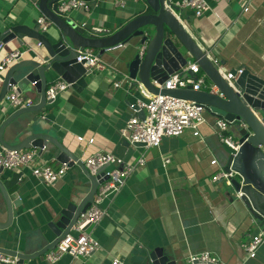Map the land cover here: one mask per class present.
<instances>
[{"label":"crops","instance_id":"obj_1","mask_svg":"<svg viewBox=\"0 0 264 264\" xmlns=\"http://www.w3.org/2000/svg\"><path fill=\"white\" fill-rule=\"evenodd\" d=\"M209 4L210 9L198 17L190 9H180L176 15L224 73L247 68L264 77V0H209ZM136 9L135 0H96L89 11L75 9L69 13L87 26L112 27L132 17ZM39 17L34 0H0V29L6 23L32 25ZM25 40L39 47L37 41ZM29 49V45L20 46L11 40L0 47V63L12 51L21 52L19 59L27 58ZM132 55L133 51L124 47L106 51L100 57L104 68L93 69L81 91H61L57 109L38 116L47 127L50 120L64 145L83 162L97 150L117 154L124 138L120 129L132 115L130 104L139 92L134 86L129 92L124 84L114 87L113 82L127 72L125 61ZM56 79L51 77L49 84ZM6 106L5 100L0 103V122ZM204 117L197 129L165 136L157 147L130 143L121 157L132 163L143 156L145 164L126 177L117 193L106 197L102 203L106 215L87 229L99 241V249L88 257L64 254L56 264H110L114 258L126 264H147L148 252L155 247L182 257V264H186L189 253L201 251H210L223 264H260L263 246L253 257L244 249L256 229L249 230L243 216L218 193L227 180H212L223 168L222 147L215 132L216 118L206 112ZM40 157L54 167L62 165L50 153ZM165 159L169 161L164 163ZM19 171L22 176L17 194L21 203L13 208L12 225L0 230L1 247L16 248L18 239L21 244L24 238L37 235L78 185L77 165L67 167L51 184L39 181L27 167ZM5 218L1 214L0 220ZM17 264L48 263L44 254Z\"/></svg>","mask_w":264,"mask_h":264},{"label":"water","instance_id":"obj_2","mask_svg":"<svg viewBox=\"0 0 264 264\" xmlns=\"http://www.w3.org/2000/svg\"><path fill=\"white\" fill-rule=\"evenodd\" d=\"M59 1L34 0L38 13L48 21L44 31L36 19L32 25L6 23L0 29L1 45L15 40L20 46H30L27 58L15 60L0 72V103L13 85L33 101L20 108L5 107L0 122V144L8 149L37 148L40 155L50 153L67 167L77 165L78 185L37 235L24 238L21 244L18 239L16 248L0 246V252L16 257L17 263L43 256L70 232L79 214L91 204L98 186L108 179L105 173L107 164L93 172L88 170L80 157L64 145L52 129L50 120L47 127L39 122L38 116L44 111L53 113L58 107V96L52 101L45 98L51 77L70 83L69 88L76 91H81L87 84L86 77L92 69H86L83 61L76 60L78 50L92 48L100 58L119 44V47L133 51L125 61L127 72L124 73L132 87L194 101L202 104L206 113L227 121V131L238 141L239 147L235 151L221 144L222 167L233 170L234 176L218 193L243 216L242 222L249 230L256 229L262 235L258 248H264V77L242 68L240 73L231 69L229 72L233 78H226L219 65L193 37L189 27L177 17L176 11L180 8L170 0H135L138 9L133 16L112 27L87 26L69 13H59ZM25 38L39 41L40 46L30 45ZM142 46L143 50L140 49ZM124 59L121 54L120 61ZM191 60L199 65L216 89L160 87L170 74ZM185 76L195 75L187 70ZM137 114L143 118V109ZM132 144L144 145L141 142ZM129 145L130 142L123 138L117 154L123 156ZM21 176L19 170L6 172L0 169V216L6 215L0 220V230L12 225L13 208L21 203L17 194ZM259 263L264 264V250ZM147 264H182V257L155 247L148 252Z\"/></svg>","mask_w":264,"mask_h":264},{"label":"built area","instance_id":"obj_3","mask_svg":"<svg viewBox=\"0 0 264 264\" xmlns=\"http://www.w3.org/2000/svg\"><path fill=\"white\" fill-rule=\"evenodd\" d=\"M9 1V0H4ZM171 1V0H170ZM213 1H231V0H213ZM180 9H190L195 16H200L210 9L209 0H178L171 1ZM123 4V3H120ZM92 2L89 0H60L57 3L59 13L66 14L75 9L89 11ZM181 19L180 15H177ZM182 20V19H181ZM37 21L40 24L41 31L46 29L48 21L43 16ZM84 24V23H83ZM40 46V42H36ZM2 45L0 44V47ZM117 45L116 47H119ZM115 47V48H116ZM141 50L144 49L142 46ZM21 52H9L0 63V72H3L11 63L19 59ZM209 55V54H208ZM210 56V55H209ZM214 63L217 60L210 56ZM78 62L83 61L82 65L86 69H102L104 64L97 56V52L92 48H84L78 50L76 56ZM187 70H190L195 76H185ZM242 68L237 69L240 73ZM226 78L232 79L233 75L230 72L224 74ZM129 92L131 81L125 76L120 75L119 79L113 82L114 87H122ZM70 83L58 78L52 81L45 90L46 100H54L58 94L69 88ZM190 86L193 90L198 89H216L205 73H203L196 62H189L180 70L173 72L168 78L160 84V87L167 89L185 88ZM139 96H135V102L130 104L133 110L132 115L125 122V125L120 129L121 136L126 138L131 144L134 142L144 143L145 147H157L161 139L165 136H178L185 129H197L201 123L205 121V108L202 104L194 101H189L181 98H176L170 95L153 94L145 90L143 87L138 89ZM132 94V93H131ZM4 100L8 106L12 108H20L32 104V100L26 97L22 92L18 91L16 86H11L5 94ZM143 109V118L138 116V111ZM215 132L221 144H225L233 150L239 147L238 141L232 137L227 131L228 123L223 118L214 120ZM92 139H89L91 142ZM164 160V163L168 162ZM84 164L91 172L98 167L108 165L105 173L108 179L103 181L97 188L93 196V200L88 208L79 214L74 222L70 232L66 233L55 245L53 249L45 252V260L48 264H56L57 261L64 255L69 254L73 257H88L99 249L100 243L94 238L87 229L96 224L107 210L102 206L106 197L110 194L117 193L126 177L138 166L145 164V158L139 157L135 162H127L124 159L107 151L97 150L84 159ZM27 167L31 174L39 181L51 184L60 179L66 171L67 166L62 164L54 167L49 162L44 161L40 157L37 148L25 149H8L0 144V169L19 170ZM234 176L233 170H224L220 168L212 176V180L225 179L229 183V179ZM262 241V235L256 233L251 236L250 240L244 244V249L247 256L253 257ZM1 264H17V258L11 255L0 252ZM110 264H126L124 261L114 258ZM186 264H223L221 260L210 251H201L189 253L186 256Z\"/></svg>","mask_w":264,"mask_h":264},{"label":"rangeland","instance_id":"obj_4","mask_svg":"<svg viewBox=\"0 0 264 264\" xmlns=\"http://www.w3.org/2000/svg\"><path fill=\"white\" fill-rule=\"evenodd\" d=\"M71 12H72V11H70V13H71ZM70 13H69V14H70Z\"/></svg>","mask_w":264,"mask_h":264}]
</instances>
